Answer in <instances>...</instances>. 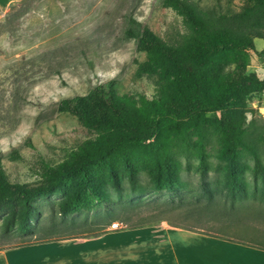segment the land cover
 <instances>
[{
	"label": "rangeland",
	"instance_id": "374dc122",
	"mask_svg": "<svg viewBox=\"0 0 264 264\" xmlns=\"http://www.w3.org/2000/svg\"><path fill=\"white\" fill-rule=\"evenodd\" d=\"M189 1L206 10L235 14L246 5L244 0ZM131 16L169 44L182 41L187 32L184 13L164 6L162 0H25L3 14L0 155L5 157L11 183L44 185L50 169L62 168L103 141L77 118L58 113L62 99L85 95L109 81H121L123 91L137 97H157L155 79L136 76L137 61L144 62L146 55L137 50L135 40L125 37ZM254 45L226 54L227 68H239L245 75L264 80V39H255ZM212 117L207 115V119ZM205 125L203 134L184 125L169 142L177 191H156L151 177L154 153L134 151L130 156L134 184L120 158L110 166L92 168L96 183L108 197L93 209L61 216L50 204L60 195L36 200L41 215L33 221L35 231L29 235L17 230L4 233L1 224L6 212L0 211V248L95 234L100 225L111 227L115 222L123 226L121 230L163 223L200 228L264 248L263 176L254 171L255 154L264 165V94L247 98L246 147L239 156L245 194L224 188L226 144L211 121Z\"/></svg>",
	"mask_w": 264,
	"mask_h": 264
},
{
	"label": "trees",
	"instance_id": "16d2710c",
	"mask_svg": "<svg viewBox=\"0 0 264 264\" xmlns=\"http://www.w3.org/2000/svg\"><path fill=\"white\" fill-rule=\"evenodd\" d=\"M24 1L11 4L10 9ZM162 1L164 6L184 13L187 32L182 41L169 44L132 16L124 31L125 37L135 40L137 50L146 55L144 62L137 61L136 76L154 78L157 97H137L124 92L121 81H109L96 85L85 95L62 99L58 113L77 118L84 129L98 134L103 141L62 168L50 169L46 184L40 186L11 183L4 169L5 157L0 155V211L6 212L1 224L4 233L17 230L32 234L33 221L41 215L34 201L41 198L60 195L59 200L50 204L61 216L106 203L108 197L96 183L92 168L110 166L115 158H120L124 171L130 174V183L134 184L136 176L130 160L134 151L154 153L151 177L156 191H177L178 178L173 174L169 142L187 124L203 134L207 120L226 144L224 188L245 194L239 156L246 147L247 98L264 94V80L245 75L239 68H227L226 54L253 49L255 39H264V0H244L246 5L238 14L215 8L206 10L189 0ZM208 114L213 117L207 119ZM254 171L263 176L264 196V165L257 154ZM114 187L121 191L117 180Z\"/></svg>",
	"mask_w": 264,
	"mask_h": 264
},
{
	"label": "crops",
	"instance_id": "0c3cea01",
	"mask_svg": "<svg viewBox=\"0 0 264 264\" xmlns=\"http://www.w3.org/2000/svg\"><path fill=\"white\" fill-rule=\"evenodd\" d=\"M20 1L0 0V19ZM0 264H264V248L167 223L120 231L100 225L95 234L0 248Z\"/></svg>",
	"mask_w": 264,
	"mask_h": 264
},
{
	"label": "built area",
	"instance_id": "2783aa9c",
	"mask_svg": "<svg viewBox=\"0 0 264 264\" xmlns=\"http://www.w3.org/2000/svg\"><path fill=\"white\" fill-rule=\"evenodd\" d=\"M123 228V226L120 224V223H113L112 225H111V229L113 230V231H119V230H121Z\"/></svg>",
	"mask_w": 264,
	"mask_h": 264
}]
</instances>
